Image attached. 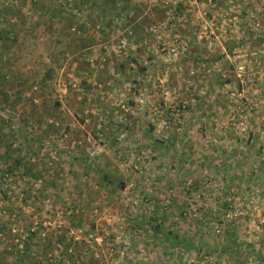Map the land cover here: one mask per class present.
Returning a JSON list of instances; mask_svg holds the SVG:
<instances>
[{
    "label": "rangeland",
    "instance_id": "rangeland-1",
    "mask_svg": "<svg viewBox=\"0 0 264 264\" xmlns=\"http://www.w3.org/2000/svg\"><path fill=\"white\" fill-rule=\"evenodd\" d=\"M5 29L0 264H264V0H0Z\"/></svg>",
    "mask_w": 264,
    "mask_h": 264
},
{
    "label": "trees",
    "instance_id": "trees-1",
    "mask_svg": "<svg viewBox=\"0 0 264 264\" xmlns=\"http://www.w3.org/2000/svg\"><path fill=\"white\" fill-rule=\"evenodd\" d=\"M8 35L9 34L7 33L6 29L0 31V43H1V41H4L5 43L3 46H5L6 48L8 47L6 45V43L11 38V37H8ZM13 42L15 43L16 41H14V39H13ZM7 70H9V69H7ZM9 72H10V70L7 72H4V73H0V102L2 104V106L0 105V110H4V111L5 110L9 111L10 108L15 105V102L18 99H21V97L18 98V94H20V92H18L17 95H11L10 90H13L14 84H13L12 79L9 77L11 75V74H9ZM20 85H23V83H20ZM12 116L13 115H9V117L5 119L4 116L2 114H0V124L1 123L3 124V126H0V156H4V157H7V159H13L14 160L13 164L9 166V169H6L8 167H5V169H3L4 172L11 173V174L13 172H16V171L21 172L22 166H23L24 161H25V157H23V156L13 157L14 155L11 152V148L7 143L8 142V139H7L8 133L6 130L9 128L8 124H11L10 121H11ZM20 122L22 123V125L20 124V126L16 129H19L21 131V133L26 132V124L22 120H20ZM36 142H39V140H38V138L35 137L34 141L29 140V145L31 146V143L34 144ZM26 143H28V142H26ZM23 168H24V171L26 170L25 174H29V171H27L29 169H27L28 166L26 165V163L23 166ZM33 176L36 177L35 174ZM159 228L160 227H158L157 229L159 230ZM173 240H177V238L174 237Z\"/></svg>",
    "mask_w": 264,
    "mask_h": 264
}]
</instances>
